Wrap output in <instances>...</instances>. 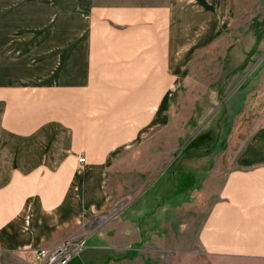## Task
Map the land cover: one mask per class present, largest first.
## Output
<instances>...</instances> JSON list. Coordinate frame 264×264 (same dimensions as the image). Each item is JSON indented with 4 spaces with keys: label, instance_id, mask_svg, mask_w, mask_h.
Listing matches in <instances>:
<instances>
[{
    "label": "crops",
    "instance_id": "obj_1",
    "mask_svg": "<svg viewBox=\"0 0 264 264\" xmlns=\"http://www.w3.org/2000/svg\"><path fill=\"white\" fill-rule=\"evenodd\" d=\"M226 1H24L28 32L71 33L72 72L67 86L49 75L41 84L0 83V264H43L41 250L82 237L69 264H181L191 256L264 264V123L249 138L235 132L227 152H206L211 170L180 168L175 187L170 161L131 206L115 209L110 182L118 152L169 126L173 96L201 94L209 62L217 79L222 65L226 82L233 77L236 41L223 58L204 55L233 24ZM66 11L71 24L52 21ZM223 156L226 171L215 161ZM210 185L217 188L207 193ZM208 199L200 222L187 218Z\"/></svg>",
    "mask_w": 264,
    "mask_h": 264
},
{
    "label": "rangeland",
    "instance_id": "obj_2",
    "mask_svg": "<svg viewBox=\"0 0 264 264\" xmlns=\"http://www.w3.org/2000/svg\"><path fill=\"white\" fill-rule=\"evenodd\" d=\"M24 1L0 0V83L41 84L49 75V82H57L61 78V86H67L64 78L68 75L70 77L65 80H71L72 72H67L71 67L73 50L68 47L71 33L56 30L28 32L26 17L31 11H25ZM226 4L234 11L231 18L233 24L229 31L221 35L220 43L212 50H206L204 55L223 58L228 47L236 41V48L233 45L229 48L233 57L236 53L235 58L239 61L236 73H232L233 77L230 75L231 79L226 82L228 70L223 71L222 65L221 79H217L220 69L216 63L209 62L202 70L205 86L200 95L173 96L169 126L152 129L138 148L134 145L130 151L118 152L110 176L117 203L115 209L134 203L138 194L136 191L141 185L152 182L170 161L174 163L173 170H177L172 177L175 187L180 168L205 171L213 168L212 160L205 159L206 152L214 147L219 152H227L228 140H232L235 132L239 133L240 140L244 133H247L244 138H249L264 123V0H228ZM62 13L52 16V21L62 27L71 24V12ZM35 15L39 16L40 11H33V17ZM46 15L47 12L46 19L50 18ZM30 34L33 37L28 36ZM41 41L43 46H40ZM58 72H61L60 77H57ZM234 77L236 80L232 81ZM210 83L217 88L214 90L218 94L208 95L207 84ZM234 84L237 88L235 92ZM228 157L215 160L220 169L227 170ZM216 188L210 185L207 193ZM210 199L215 197L211 195ZM210 203L208 199L204 208H194V213L191 210L187 218L200 222L206 216ZM77 241L86 245L85 237ZM186 260L181 264H213L208 257L191 256ZM226 262L227 259H221V264Z\"/></svg>",
    "mask_w": 264,
    "mask_h": 264
},
{
    "label": "built area",
    "instance_id": "obj_3",
    "mask_svg": "<svg viewBox=\"0 0 264 264\" xmlns=\"http://www.w3.org/2000/svg\"><path fill=\"white\" fill-rule=\"evenodd\" d=\"M80 163L86 162L84 157L79 158ZM85 247L84 242L69 241L53 251L41 250L38 253V259L43 264H69V262Z\"/></svg>",
    "mask_w": 264,
    "mask_h": 264
}]
</instances>
